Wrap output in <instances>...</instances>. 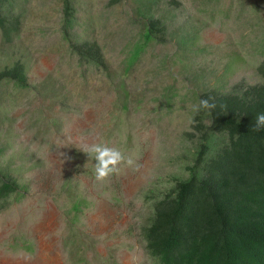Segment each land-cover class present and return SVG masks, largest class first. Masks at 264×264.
<instances>
[{
  "label": "rangeland",
  "instance_id": "374dc122",
  "mask_svg": "<svg viewBox=\"0 0 264 264\" xmlns=\"http://www.w3.org/2000/svg\"><path fill=\"white\" fill-rule=\"evenodd\" d=\"M65 1L7 0L8 39L0 28V71L20 63L26 82H0V172L18 186L0 264H156L142 230L194 163L193 106L263 82L264 0H67L69 26ZM153 19L164 31L147 38ZM85 41L105 66L79 61ZM98 143L138 167L97 181L84 151Z\"/></svg>",
  "mask_w": 264,
  "mask_h": 264
},
{
  "label": "trees",
  "instance_id": "16d2710c",
  "mask_svg": "<svg viewBox=\"0 0 264 264\" xmlns=\"http://www.w3.org/2000/svg\"><path fill=\"white\" fill-rule=\"evenodd\" d=\"M6 5L7 0H0V28L8 39L12 24ZM64 6L69 26L73 8L67 0ZM159 22H148L147 38L164 31ZM76 49L80 62L105 66L95 42ZM140 49L132 51L130 62ZM257 71L262 83L201 94L200 100L214 97L217 107L200 109L194 117L201 141L187 167L189 175L153 201L142 230L156 264H264V129L253 130L255 116L264 113V59ZM4 79L25 86L23 66L15 63L0 71V82ZM17 189L15 180L0 172V207Z\"/></svg>",
  "mask_w": 264,
  "mask_h": 264
},
{
  "label": "clouds",
  "instance_id": "9594fccd",
  "mask_svg": "<svg viewBox=\"0 0 264 264\" xmlns=\"http://www.w3.org/2000/svg\"><path fill=\"white\" fill-rule=\"evenodd\" d=\"M217 107L214 97L202 98L199 105L193 106V110L198 112L200 109H207L209 112ZM264 129V113L255 116L253 130L261 131ZM84 152L94 157L95 160V179L104 181L110 175L120 171V165L128 167H138L136 160L132 156H126L119 149L109 147L106 144L98 143L89 146Z\"/></svg>",
  "mask_w": 264,
  "mask_h": 264
}]
</instances>
